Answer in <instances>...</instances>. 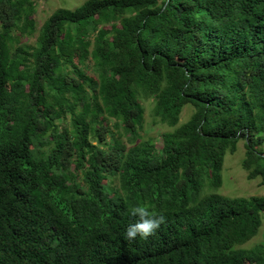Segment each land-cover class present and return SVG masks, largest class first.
Listing matches in <instances>:
<instances>
[{
    "label": "trees",
    "instance_id": "trees-1",
    "mask_svg": "<svg viewBox=\"0 0 264 264\" xmlns=\"http://www.w3.org/2000/svg\"><path fill=\"white\" fill-rule=\"evenodd\" d=\"M34 10L0 0V264H264V196L203 193L241 139L264 183V0H84L19 43Z\"/></svg>",
    "mask_w": 264,
    "mask_h": 264
},
{
    "label": "rangeland",
    "instance_id": "rangeland-1",
    "mask_svg": "<svg viewBox=\"0 0 264 264\" xmlns=\"http://www.w3.org/2000/svg\"><path fill=\"white\" fill-rule=\"evenodd\" d=\"M34 2L33 18L36 23V31L31 35H20L15 32L16 40L19 43L34 44L37 36L38 29L44 20L56 9L74 8L84 0H32ZM144 106V120L143 126L139 131L142 139L151 138L154 140L156 147L161 146V134L171 129L166 123L161 122L158 117L154 115L153 107L154 100L152 98L142 101ZM192 112V106L186 105L183 107L179 123L185 121ZM126 145H129L126 137L123 138ZM245 147L244 141L241 139L237 144V149L233 153L227 152L224 156L223 167L221 170L222 183L217 189H205L203 193L216 192L225 196H251L258 195L264 196V183L261 182L260 177L249 178L248 172L241 166V161L244 157ZM257 243L264 244V213L262 214V223L258 232L243 243L241 246L250 248Z\"/></svg>",
    "mask_w": 264,
    "mask_h": 264
}]
</instances>
